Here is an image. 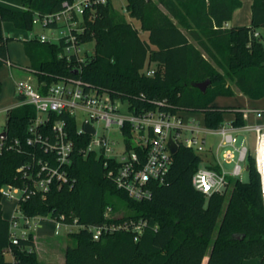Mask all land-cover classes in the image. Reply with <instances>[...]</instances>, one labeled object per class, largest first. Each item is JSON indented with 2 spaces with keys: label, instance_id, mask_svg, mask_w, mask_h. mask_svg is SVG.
Masks as SVG:
<instances>
[{
  "label": "trees",
  "instance_id": "trees-1",
  "mask_svg": "<svg viewBox=\"0 0 264 264\" xmlns=\"http://www.w3.org/2000/svg\"><path fill=\"white\" fill-rule=\"evenodd\" d=\"M64 1L21 0L18 10L0 4V66L12 65L3 24L33 30L34 12H56ZM241 5L242 0H128V16L140 22L138 28L110 1L98 8L94 19L86 16L82 38L94 42V52L84 61L80 76L126 99L136 112L156 109V103L164 101L162 110L203 112L209 128L222 126L227 111L234 112L236 126H243V109L214 103L218 95L235 94L233 84L250 99L264 97V0H252L250 25L227 26ZM141 32H147L148 39ZM62 46L39 38L24 42L29 69L42 92L61 77L75 76L76 60L61 57ZM150 68L152 75L146 72ZM207 79L211 82L204 92L196 83ZM1 89L0 82V94ZM35 114L32 105L9 107L0 128V134L7 132L5 141L26 138ZM71 124L75 182L53 186L45 197L31 194L20 202L21 210L28 216H63L68 222L77 218L87 226L145 219L143 232L136 239L134 231L120 229L95 239L83 227L66 234L63 263L44 261L33 234L12 243L0 192V264H203L206 256V264H243L251 258L264 264V202L251 153L248 181L230 177L228 196L225 191L205 195L192 181L204 156L180 145L166 182L153 184L151 198L136 200L117 186L103 160L80 152L83 142L77 139L75 120ZM127 135L131 141L132 132ZM27 159L24 152L0 150V189L23 183L17 167ZM108 207L112 217L106 219ZM9 247L14 260L5 252Z\"/></svg>",
  "mask_w": 264,
  "mask_h": 264
},
{
  "label": "built area",
  "instance_id": "built-area-1",
  "mask_svg": "<svg viewBox=\"0 0 264 264\" xmlns=\"http://www.w3.org/2000/svg\"><path fill=\"white\" fill-rule=\"evenodd\" d=\"M110 1L116 6L117 0H66L56 12H34V27L39 25L54 31L62 30L63 34L57 40H51L45 33H37L34 28L28 31L29 38L62 42L60 56L76 60L73 66L76 73L75 76L61 77L52 82L45 92L30 81L16 82L18 101L13 107L32 105L36 114L30 119L26 138L5 141V137L0 141V150L6 147L28 156L17 167L23 183H8L0 189L2 197L16 201L14 215L9 219L13 244L30 234L35 238L32 227L36 225V220L42 218L24 214L20 202L31 194L45 197L53 186L61 188L75 182L71 173L76 147V140L70 131L72 120H75L77 139L83 142L80 152L84 156L95 155L103 160L117 186L136 200L151 198L153 184L166 182L173 164L170 138L178 147L184 145L204 156V162L192 179L197 190L205 195L225 191L230 177L241 176L242 164L247 162L250 153L246 145H237L236 133L241 129L255 131V166L261 178L264 202V124L248 122L250 111L243 110L246 119L243 126H236L231 121L224 122L218 128H209L195 118H186L184 110H162L159 105L166 106L164 101L157 102L156 109L136 112L126 99L114 97L108 90L82 79V65L87 56L94 52V47L87 46L93 41L82 38L86 29V16L94 19L98 8L108 5ZM117 8L128 15V0L121 8ZM226 25L229 26L228 23ZM258 35L259 32H255V36ZM146 72L152 75L155 71L150 68ZM261 116L262 111L257 110L256 117ZM87 122L94 128V132L86 131ZM127 132H132L131 141L127 139ZM211 135L220 137L215 145L209 141ZM224 163L233 166L227 169ZM47 217L55 221L56 235H60L63 228L68 233L88 227L95 239L120 229L134 231L137 239L147 223L145 219H129L87 226L77 218L68 222L63 216ZM105 217H112L111 207L107 208ZM5 252L14 260L12 247Z\"/></svg>",
  "mask_w": 264,
  "mask_h": 264
},
{
  "label": "rangeland",
  "instance_id": "rangeland-1",
  "mask_svg": "<svg viewBox=\"0 0 264 264\" xmlns=\"http://www.w3.org/2000/svg\"><path fill=\"white\" fill-rule=\"evenodd\" d=\"M242 2H243L242 9L240 12L242 13L245 12L244 17L239 20H235V19L234 20L236 21V23L246 25L251 22V13L250 12L246 13L245 11L246 10L245 3L247 2V0H242ZM125 4H126V0L116 1V6L119 8H121ZM3 5L18 10L21 8V0H4ZM126 16H127L126 17L127 20L132 24H134V26L138 28L140 27V22L138 20L129 17L127 14ZM172 18L174 19L175 22H177V20L174 17ZM3 28L5 34L8 35L10 38L8 45H9V58L12 62V65L10 64V62H6L0 66V82L2 85L1 94H0V128H3L6 122L7 109L9 107H13L18 101V97L16 93V82L19 80H27L32 82L33 84H37V76L33 71L29 69L31 60L30 57L27 55L24 47L25 40L29 39L28 30L16 28L9 22H5L3 24ZM35 31L37 33H45L51 40L52 39L57 40L63 34L62 30L54 31L51 28H43L39 25H36ZM141 36L143 39H148L147 32H141ZM190 39L192 42H195L192 38ZM87 46L89 48H93L94 42H89ZM202 51L205 54V56L209 60H211V58L208 56L204 48H202ZM233 88L236 91L235 94L218 95L215 97L214 103L219 105L239 106L243 110H246L248 112L250 111L249 112L250 117L255 116L257 110H261L264 118V97L259 99H250L245 94L239 92L238 88L234 84H233ZM183 115L186 118H195L199 120L202 125L206 126L205 115L201 111L187 110L183 112ZM234 118H235L234 112L227 111L224 113L223 121L231 122L234 120ZM236 135L238 138L237 145L238 146L246 145L249 149V152L253 156H255V149H256L255 131H248L245 129H241L236 133ZM219 139H220L219 135L209 136V141L213 143V145H215L219 141ZM242 165H243V171L239 178L242 181H248L249 170L247 169V162H243ZM224 166L227 169H231L233 164L224 163ZM230 190L231 187L227 186L225 190L227 196L229 195ZM2 203H3V215L7 219H10L14 215L16 201L10 200L6 197H2ZM123 212H124L123 210H120L119 214L121 215L123 214ZM55 230H56L55 221L48 217L39 218L38 220H36V225H33L32 227V231L35 235V238L37 239V242L40 244V247L38 246V248H36L39 258L40 259L42 258L44 261H48V262L63 263L65 260L63 249L66 246L67 230L63 228L61 230L60 235H56ZM206 257L204 259L203 264L206 263ZM245 264H259V258L247 259L245 260Z\"/></svg>",
  "mask_w": 264,
  "mask_h": 264
},
{
  "label": "crops",
  "instance_id": "crops-1",
  "mask_svg": "<svg viewBox=\"0 0 264 264\" xmlns=\"http://www.w3.org/2000/svg\"><path fill=\"white\" fill-rule=\"evenodd\" d=\"M3 3H4V0H0V4H3ZM242 3H243V2H242ZM245 6H246V8H245V9H246V10H245L246 13H247V12H250V13H251L252 0H247V2L245 3ZM241 9H242V5L234 11V14H233V16H232V19L228 22L229 25H244V24L236 23V21H235V20H239V19H241V18L244 17L245 12H244V13L240 12ZM235 12H236L237 14H236ZM234 19H235V20H234ZM232 21H233L234 23H233ZM231 22H232V23H231ZM250 24H251V22H250L249 24H246V25H250ZM250 120H252V121H250ZM247 121H248V122H259V123L264 124L263 114H262V116H261L260 118L256 117V115L250 117V114H249ZM35 242H36V248H38V246L40 247V244L37 242V239H36V238H35ZM63 250H64V249H63ZM63 253H64V251H63ZM64 258H65V256H64ZM41 260H43V259L41 258ZM206 261H207V257H206ZM259 263H260V259H259ZM205 264H206V263H205ZM243 264H245V261H244Z\"/></svg>",
  "mask_w": 264,
  "mask_h": 264
},
{
  "label": "water",
  "instance_id": "water-1",
  "mask_svg": "<svg viewBox=\"0 0 264 264\" xmlns=\"http://www.w3.org/2000/svg\"><path fill=\"white\" fill-rule=\"evenodd\" d=\"M76 72V71H75ZM210 79H207L205 81H202V82H199V83H196V86L198 88H200L202 91H206L207 90V87L208 85L210 84ZM85 129L86 131H89V132H94V128H92L88 122L86 123V126H85ZM7 135V132L6 131H3L1 134H0V137L1 138H5ZM169 147H170V150L173 154H175L177 151H178V145L174 142V140L172 138L169 139Z\"/></svg>",
  "mask_w": 264,
  "mask_h": 264
}]
</instances>
